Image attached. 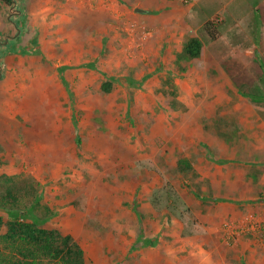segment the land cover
<instances>
[{"label": "rangeland", "instance_id": "obj_1", "mask_svg": "<svg viewBox=\"0 0 264 264\" xmlns=\"http://www.w3.org/2000/svg\"><path fill=\"white\" fill-rule=\"evenodd\" d=\"M93 1L1 9L0 192L15 199L0 215L47 219L42 226L72 236L88 264H264V233L231 237L227 228L264 219L248 211L264 199V61L252 60L264 29L242 28L258 19L248 13L256 0H226L219 14L239 18L216 42L198 22L177 38L160 31L171 17L154 10L158 0ZM177 1L166 2L194 3ZM196 4L200 20L221 23L218 4ZM189 37L205 58L184 57ZM183 158L188 177L176 172ZM222 196L235 203L215 201Z\"/></svg>", "mask_w": 264, "mask_h": 264}, {"label": "trees", "instance_id": "obj_2", "mask_svg": "<svg viewBox=\"0 0 264 264\" xmlns=\"http://www.w3.org/2000/svg\"><path fill=\"white\" fill-rule=\"evenodd\" d=\"M14 4L15 0H0V12L2 5L11 7ZM222 26L221 23H215L213 20L207 22L204 26L205 32L212 42L221 39L223 33L220 28ZM203 49V43L198 37H189L183 45V54L187 59L194 61L202 57ZM214 54H217L216 57L218 58L219 54ZM258 65L261 68V75L263 76L260 83H264V66L263 64L260 65L259 61ZM235 82L240 83L238 77L235 78ZM258 86L259 84L255 85V87ZM240 87L241 89L244 88V90H240L243 95H249L246 85ZM112 89L113 81L105 79L101 85V90L106 94H110ZM248 97L257 104H263L261 102L262 99L257 98L255 100L254 94H250ZM76 145H80L79 139H77ZM176 172L177 175L183 174L185 177L191 175L193 166L190 159H180L177 163ZM187 188L191 190V187L188 185ZM14 193L15 190L13 191V189L0 192V207L6 206L10 200L15 199ZM197 196L203 201L208 200L206 197ZM210 199L213 198L210 197ZM215 201L231 202L224 198L215 199ZM10 206L13 207L14 205ZM19 206L17 205L15 209L19 208ZM23 212L24 210H14L10 215L11 219L7 223L0 215V264H88L89 253L81 245L74 242L72 236L64 234L60 230L54 228L48 229L42 226L46 223L47 219H44L42 224L38 220L27 221L24 219L27 216L23 215ZM152 245H155V242Z\"/></svg>", "mask_w": 264, "mask_h": 264}, {"label": "crops", "instance_id": "obj_3", "mask_svg": "<svg viewBox=\"0 0 264 264\" xmlns=\"http://www.w3.org/2000/svg\"><path fill=\"white\" fill-rule=\"evenodd\" d=\"M69 1L70 0H66L65 3L68 4ZM166 1L165 0L155 1L156 2L155 3L156 7L154 8V10H158L160 12V14H162V15L164 13L163 16L165 18H166L165 13L168 14V16L171 17L169 20L167 18L165 21H163V23H165L166 25H162L161 28H159V30L160 31L161 30L162 31L166 30L167 33L171 32L172 35H176V38H177V35H178L179 31L182 32V31L187 30L188 28H190V26L188 25L189 23L198 22L196 28H204V26L206 25L207 22H209V21H211V20H213L215 18L214 16H211V17H209L207 19L200 20V17L198 15V9L196 7L197 6L196 3L200 2L201 0H190L192 3L194 2L193 3L194 5L192 4V6H183V7L180 6V5H176V6L175 5H173V6L172 5H168V2H166ZM185 1L186 0H183V1L182 0H178L177 2L179 4H181L183 2V4H185ZM232 2H233V0H231V3ZM87 3H88V5L90 4L91 7H94L95 1H93V0H74V9H76V7H78V6L85 7V6H87ZM228 3L226 2V0H211V4L212 5H214V4H218L219 5L218 8H214V10L216 11V13H218V14H215V15H217L216 17L221 16V18H222L221 19V24L222 25H225V24L227 25L229 20H231V21L234 20V22H237V20L239 18V16L235 15L236 11H235V14L233 13V18L232 17L231 18H227V16H222L221 14H219L222 10H225V9H227L229 7L227 5ZM62 5H64V4H62ZM164 5H165V7L168 6V9H165ZM240 5H242V4H240ZM3 6L4 5H2V8H3ZM238 6H239V4H238ZM201 8H205V7H201ZM240 8L241 7H236V10L239 11ZM135 9H139V8L136 7ZM139 10L146 11V10H143V9H139ZM74 12H75V10H74ZM256 12L259 14L258 15V19H256L255 17H252L251 19L248 18V20L246 22V25L244 27H242L243 29L245 28L247 31H249V30L251 31V29L252 30H256L258 28L257 26H259L261 29H264V0H256L255 2H253V4L251 2V5H250V7L248 9V13H251L252 16H254V14ZM137 13H139V12H137ZM146 13H149V11L147 10L146 12H141L140 14H146ZM193 28H195V27H193ZM228 28L231 29L232 26H229ZM262 37H264V34L262 35ZM222 38H223V35H222L221 39ZM247 38L250 40V38L248 36H247ZM173 41L174 40H172V42ZM261 48L262 47H259L258 51H260ZM172 49H173L174 52H175V50L177 51V49L174 48V45H173ZM252 49H250L251 51H253L252 53H255L254 50H252ZM204 51H205V48H204ZM209 52H210V54L212 56V59L214 61H216L217 60V57H216L217 54H214L212 52V50H209ZM262 53L263 54H260V52H259V54H257V55H255V54L252 55V60H254V61L261 60V62L264 61V56H263L264 55V50H262ZM202 56H204L202 58H205V53H203ZM259 185H261V186L264 185V177L262 178V180L259 181ZM233 196L236 198V196H238V194L234 193ZM220 198H223V196L220 197ZM216 199H219V198H216ZM229 199H232V200H230L231 203H235L233 201L234 198H229ZM253 203H255V204L251 205V208L248 209L249 212H253V214H260V212H262V210L264 211V199H258V200H256V202L253 201ZM253 214H250L251 218L253 217L252 216ZM239 222L240 223L241 222L244 223L245 221H239ZM263 222H264V219H260V218L259 219L252 218V219H248L247 220V223L255 224V226L257 227V231L253 233V236H256L255 233H264V227H263L264 223Z\"/></svg>", "mask_w": 264, "mask_h": 264}, {"label": "built area", "instance_id": "obj_4", "mask_svg": "<svg viewBox=\"0 0 264 264\" xmlns=\"http://www.w3.org/2000/svg\"><path fill=\"white\" fill-rule=\"evenodd\" d=\"M183 1V0H182ZM264 223V222H263ZM264 227V225H263ZM228 228V233H231V237L236 236V234L240 235V234H249V233H254L257 231V227L255 226V224H251V223H239L238 225L232 227L231 225H227ZM229 239H231L229 237Z\"/></svg>", "mask_w": 264, "mask_h": 264}, {"label": "water", "instance_id": "obj_5", "mask_svg": "<svg viewBox=\"0 0 264 264\" xmlns=\"http://www.w3.org/2000/svg\"><path fill=\"white\" fill-rule=\"evenodd\" d=\"M137 12L141 13V12H144V11H141V10L138 9Z\"/></svg>", "mask_w": 264, "mask_h": 264}]
</instances>
